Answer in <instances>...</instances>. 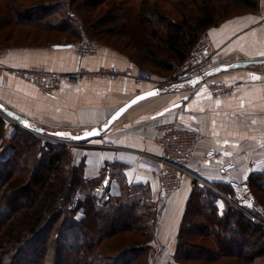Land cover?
I'll use <instances>...</instances> for the list:
<instances>
[{
  "label": "trees",
  "instance_id": "1",
  "mask_svg": "<svg viewBox=\"0 0 264 264\" xmlns=\"http://www.w3.org/2000/svg\"><path fill=\"white\" fill-rule=\"evenodd\" d=\"M20 1L0 0L1 49L45 46L38 40L62 32L77 38L79 31L73 33L72 27L98 37L96 27L121 16L118 31L106 28L101 34L129 36L136 30L139 34L134 33L131 41L139 56L124 52L122 43V48L109 47L158 71L174 70L182 63L208 27L240 14L230 15L236 9L254 11L259 4L258 0H188L197 11L188 15V3L182 0H128L132 4L124 10L123 3L113 0H90L89 10L78 0ZM219 1L229 7L220 6L218 12L214 4ZM164 4L171 6L164 9ZM157 16L165 25L157 24ZM91 17L96 21L89 24ZM5 124L0 117V141ZM11 140V149L0 155V264H147L149 241L156 235L147 192L132 203L111 193L100 205L90 193L95 181L83 178L84 164H73L68 147L46 141L39 145L38 137L24 131L12 134ZM226 186L194 183L177 231L178 264H264V231L238 212L231 203L236 189ZM246 186L253 197L264 196V170L250 175ZM77 190L83 191L80 219L68 208ZM18 193L27 196L24 202H18ZM219 199L224 203L221 212ZM260 202L262 212L246 208L264 223V201Z\"/></svg>",
  "mask_w": 264,
  "mask_h": 264
},
{
  "label": "crops",
  "instance_id": "2",
  "mask_svg": "<svg viewBox=\"0 0 264 264\" xmlns=\"http://www.w3.org/2000/svg\"><path fill=\"white\" fill-rule=\"evenodd\" d=\"M258 1L256 10L236 14L204 32L216 67L235 61L248 63L210 77L214 81H242L243 86L236 95L214 97L204 84L193 87L185 84L137 102L99 138L67 144L72 146L73 164H84L83 178L95 181L90 193L98 204H105L111 193L121 194L128 203L138 202L140 191H147L149 200L159 203L157 219L160 221L155 231L154 253L164 246L172 257L185 203L195 182L209 188L213 185L228 188V181L234 180L247 188L249 176L264 170V19H261L264 0ZM64 44L67 43L59 45ZM97 49L96 53L85 57L76 55L71 45L6 49L0 55V104L32 122L45 135L54 131L79 135L107 123L112 114L137 94L171 85L166 83L169 78H161L160 73L173 79L174 70H164L156 71L150 81L131 77H82L75 86L63 81L55 92L45 94L36 84L14 74L20 69L71 73L79 68L92 72L106 66H140L129 61L125 53L109 46ZM177 103L179 107L153 117ZM168 121L195 129L200 132V140L194 156L184 167L179 191L162 202L157 161L160 150L154 138L155 126ZM209 147L222 151L221 161L203 160ZM255 160L263 162L252 166ZM227 161L234 164V169L222 173L219 167ZM76 192L83 195L82 190ZM216 203L221 212L224 203L220 199ZM82 216L79 211L75 212L76 219ZM171 262L169 264H178Z\"/></svg>",
  "mask_w": 264,
  "mask_h": 264
},
{
  "label": "built area",
  "instance_id": "3",
  "mask_svg": "<svg viewBox=\"0 0 264 264\" xmlns=\"http://www.w3.org/2000/svg\"><path fill=\"white\" fill-rule=\"evenodd\" d=\"M261 19H264V11L261 13ZM76 55L80 57L90 56L97 52V47L94 43L85 38H81L76 44L71 45ZM217 63L213 60L212 48L207 37L200 36L192 47L185 60L179 65L178 70L175 71L171 85L179 82H188L195 77H201L199 84H204L214 97H233L243 86V82L236 80L235 82H225L210 80L211 76L205 77V73L216 67ZM18 77L36 84V86L45 94L55 92L63 81H67L71 85H77L82 77H107L110 79L131 77L138 80L150 81L154 78L151 70L142 67H115L106 66L89 72L86 69L79 68L76 72L53 73L41 70L20 69L14 71ZM198 84V83H197ZM30 130V129H26ZM31 131V130H30ZM200 140V132L189 128L184 123L177 121H168L160 123L155 126L154 141L160 150V155L157 161L160 164L158 170L159 186L162 192V200L167 199L168 196L179 191L183 178L184 167L190 162L189 160L195 154L197 144ZM70 144V142L62 143ZM77 144V143H76ZM71 143V145H76ZM223 158L222 151L217 147H209L203 154L204 161H221ZM263 160H255L252 166L262 163ZM222 173L234 169V164L231 162H224L220 165ZM228 184L236 189L233 200L237 203H242L248 196V190L242 188L243 186L229 180ZM81 195L74 191L69 198L68 208L72 212H77Z\"/></svg>",
  "mask_w": 264,
  "mask_h": 264
},
{
  "label": "rangeland",
  "instance_id": "4",
  "mask_svg": "<svg viewBox=\"0 0 264 264\" xmlns=\"http://www.w3.org/2000/svg\"><path fill=\"white\" fill-rule=\"evenodd\" d=\"M34 1L37 2V0H34ZM89 1L90 0H78V2H82V4H84L85 10H89L90 9L89 8V5L91 6V4L89 3ZM129 1L128 0H113V2L116 3L117 5L123 3L122 4L123 5V10L126 9V8H128L129 6H131L132 3H130ZM152 1L153 0H148L149 3L152 2ZM171 1H175V0H171ZM234 1H238V0H234ZM20 2L28 3V4L31 3L30 0H21ZM185 2L188 3L187 10H186V13L188 15H191V14H194L195 12H197L196 11V8L194 7V3H191V2L189 3L188 0H186V1L182 0L181 3H185ZM37 3H39V2H37ZM85 3H87V5H85ZM34 4L35 3L32 1V4L31 5L33 6ZM164 5H165V6H163L164 9H167V8H169L168 6H171L170 4L169 5L164 4ZM214 5H215V7H216V9H217L218 12L221 9L220 6L224 7V5H225V6L229 7V5H226L222 1L216 2ZM26 9L27 8L24 7V10H26ZM229 11L230 12L233 11L232 10V7H230ZM236 11L243 13L242 10H239L238 11L236 9V10L233 11V14H230V15H234V13ZM81 14H82V12H81ZM172 15H173L174 18H178V15L175 14V12H173V11H172ZM120 17L121 16H119V17L114 16V18L108 19L109 22H106L105 21L101 25H99L98 27H96L94 30L96 32H99L100 33V35L98 37H95V35H93L92 32L90 33V32L83 31L81 29V27H78V28L72 27L70 31H72L73 33L74 32L76 33L77 31H79L77 33L78 36L76 35L77 38H75V37L72 38V36L69 35L67 32H62V34L57 33V34H55L57 36L56 38H55V36L51 35L54 38H50L49 40H46L44 38H41L40 40H38L39 42H41V44H44L45 45V46H39V47H42V48L48 47V46H50V45H52L54 43L55 44L67 43L69 45H73V47H74V44H76L77 41H79L81 38H85L88 41L94 43L97 48L99 46H102L101 44H107L108 46L114 44V45H117L118 47H121L122 48V46H121V43H122L123 46L125 47V49L123 48L124 52L128 53L132 57H135L136 55L139 56L138 50L135 47H133V42L131 41L132 37L134 36L133 35L134 33L135 34H139L136 30H134V32L132 34H130L129 36L122 35V34H120V35H114V36H111V35H105L104 36V35L101 34V33L104 32V30L106 28H111L114 31H118L119 28H120V24H121V20H119ZM220 17L222 18V16H220ZM157 18H158L157 24L162 22V24L165 25V21L164 22L162 21V18L163 17L160 18L159 16H157ZM91 20L94 23L96 21L94 19V17H91L90 22H88L89 24L91 23ZM78 24H79V22H78ZM158 32H160V31L158 30ZM140 35H141V37H144V38L146 37V36H143L141 33H140ZM202 35H204V34H202ZM67 44H64V45H67ZM34 47H30V48H34ZM6 49H8V48H2V49L0 48V55L3 54V53H5L6 52ZM122 53H123V51H122ZM179 65L174 69V73H175L176 70H178ZM148 66H149V64L141 62L139 67L146 68L148 70L150 69L151 72L153 73V76L155 75L156 71L159 70V69L157 70L155 67H151V66L148 67ZM174 73H173V75H174ZM160 75H162L161 78L168 77L169 79L167 80L166 83L167 84H171L170 82H171V78L172 77H170V75L169 76L168 75L165 76V74H163V73H160ZM154 78H155V76H154ZM0 117H2L3 120L6 123L5 124V130L3 132V140L0 141V155L1 154H7L8 153V150L11 149L12 144H13V142L11 140V133L14 134V133H16L18 131H21V132L24 131L27 134H31L34 137H38L39 140H40V142H41V143H39V145L46 141V142H49V143L58 144L60 146L68 147L69 149H71L72 148L71 145L70 146L67 145V144L63 145L62 143L70 142V143H75L76 144V142H74L73 140H70V139H66V138L65 139H62V138H58V137L53 136V135L47 136V135L44 134V132H41V131L38 132L37 130H39V129L32 122H27L26 121L27 125H21L18 122H15V121H12V120L6 118L2 114L1 111H0ZM26 129H30L31 131L30 130L28 131ZM81 142H84V141H81ZM77 143H79V142H77ZM242 188H245V187H242ZM245 189H247V188H245ZM145 192H147V191H140V194H139V197H138V202L141 201V198L142 199L144 198L143 196L145 195ZM16 195H17L18 202H24V199L27 198V196L25 194L22 195V193H18ZM262 197H264V196L258 195V193H257V198H258L257 199L255 197H253L251 195V193L248 191V196L244 199L245 200L244 202L237 203L236 201L233 200L231 203L233 204V206L235 208H237V210H238L239 213L241 212L244 216L248 217L253 224H256V226H257L256 228H259L261 231H264V223L262 222V220L259 219V217H255V216L249 215V213L247 212V208H246V207H248L249 208L248 210H250V209H252V210L256 209L259 212H262V210H261L262 207H260V203H261L260 200L261 201H264V198H262ZM161 201L163 202V200H161ZM150 202H151L150 205L152 206V209H150V211H149L150 219H153V222L155 224V227L157 228V225H158L157 223H158V221H160L159 219H157L159 217L158 215L160 214V210H157V208H158V205L157 204H159V203L158 202L155 203L154 201L153 202L150 201ZM148 203H149V201H148ZM263 213H264V211H263ZM177 215H178V213L175 215V217ZM125 235H127V234H125ZM154 239H156V238L155 237H152V239L149 241V248L150 249L147 252V260H146V263L147 264H169V263H172L171 262L172 260H173V262H176V260L174 258V253L176 251L177 237L175 239V247H174L175 250H174V253L172 254V257L170 255V253H167L168 252V248L165 250L164 249V246L160 247L161 250H159V252H155L154 253L153 252V250H154V248H153V246H154V244H153ZM192 244L195 245V243H192ZM197 245H198V243H197ZM191 247L194 248L195 246H191ZM140 263H142V260H141ZM176 263H178V262H176ZM187 264H198V263L197 262H191L190 261Z\"/></svg>",
  "mask_w": 264,
  "mask_h": 264
},
{
  "label": "water",
  "instance_id": "5",
  "mask_svg": "<svg viewBox=\"0 0 264 264\" xmlns=\"http://www.w3.org/2000/svg\"><path fill=\"white\" fill-rule=\"evenodd\" d=\"M70 47V45H59L56 46L54 48H62V47ZM248 63L247 62H241V61H235V63H231L228 65H221L219 67H214L210 70H208L205 73V77L207 76H212V75H216L217 73L221 72L222 70L227 71V70H234L235 68H241V67H245L247 66ZM201 81V77H195L193 78V80L188 81V82H179L178 84H173L170 86H164V87H154L151 88L149 91L146 92H142L140 94H137L135 97H133L132 99H130L129 101H127L126 103H124L122 105L121 108H119L114 114H112L109 118H108V122L105 123L104 125H101L100 127H94V129L91 130H86L83 131L81 133H79V135H73L70 132H63V131H54L51 132L50 134L53 136H56L58 138H62V139H70L73 140L74 142H80V141H84V142H88V141H92L96 138H99L101 136V133L105 132L106 130H108V128L117 121L118 118H120L122 116V114L128 110L130 107L134 106L137 102L144 100V99H148L150 97L153 96H159V95H163L166 94L168 92L173 91L174 88H178L181 87L182 85L185 84H189L190 86L193 87V85H196L197 83H199ZM150 93H155V94H150ZM143 97V98H141ZM180 104H175L169 107H166L164 110L156 113V115H153V117L156 116H162L164 115L167 111L172 110L174 108L179 107ZM0 111L2 112V114L15 122L20 123L21 125H27L26 121L23 119V117L19 116L18 114H16L15 112H13L10 109H6L2 104H0ZM38 132L40 130H37ZM57 133H64V135H58ZM96 133V134H93Z\"/></svg>",
  "mask_w": 264,
  "mask_h": 264
},
{
  "label": "snow or ice",
  "instance_id": "6",
  "mask_svg": "<svg viewBox=\"0 0 264 264\" xmlns=\"http://www.w3.org/2000/svg\"><path fill=\"white\" fill-rule=\"evenodd\" d=\"M150 94H155V93H150ZM143 98V97H141ZM58 135H64V133H57ZM93 134H96V133H93ZM107 184V181L105 182Z\"/></svg>",
  "mask_w": 264,
  "mask_h": 264
}]
</instances>
